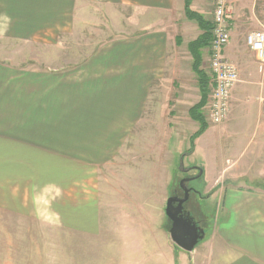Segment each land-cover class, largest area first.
<instances>
[{"label": "crops", "instance_id": "0c3cea01", "mask_svg": "<svg viewBox=\"0 0 264 264\" xmlns=\"http://www.w3.org/2000/svg\"><path fill=\"white\" fill-rule=\"evenodd\" d=\"M2 1L7 5L11 22L19 20L21 27L34 25L48 30L51 25L59 33L106 27L109 31L118 29L119 33L97 51L78 57L81 61L71 72L25 73L23 97L15 103L18 117L11 114L18 118L16 125H23L25 134H9L10 148H24L25 157L33 150L32 155L38 153L46 163H41V169L44 166L45 171L65 174L93 173L101 171L102 166L107 171L119 160L127 168L130 181L148 180L153 182V187L159 184L160 172L168 171L171 177L182 172L179 163L175 166L173 157L168 164V154L160 152L156 134H143L134 128L153 123L150 117H145L148 103L156 99L162 86L168 88L169 83L175 86L177 77L184 76L183 72L177 74L180 66L177 48L184 45L186 53L182 55L195 76L187 45L201 32L195 22L185 17L184 0ZM56 3L54 16L48 18L46 7ZM227 3L230 42L224 56L240 69L243 61L255 58L245 39L264 24V0H227ZM210 4L211 0H193L191 10L206 19V5ZM25 28L22 36H28ZM179 28L182 34L178 32L172 37L170 30ZM195 28L199 33L191 38ZM207 55L208 49L202 51L203 63L209 61ZM56 56L59 58L60 53ZM63 57L64 61L68 58L64 54ZM238 73L239 82L231 92L227 122L216 128L209 126L201 138L210 133L214 137L217 131L227 133L231 123L243 119L244 110L248 109L254 127L250 132L244 129L249 132V138L243 140L250 147L227 148L221 153V164L208 160L194 167L205 176L206 184L204 191L193 197L191 210L203 222L204 231L207 217L203 202L215 206L216 221L209 236L204 235L199 247L179 258V264H264V105L261 102L264 70L259 73L258 68L257 71L253 68L247 74L241 70ZM30 86L39 89L37 98L24 97ZM36 126L38 136L31 137L37 135L30 133ZM242 126L236 129V134ZM225 137L226 134L222 136ZM150 145L156 148L155 162L154 149L146 151ZM183 158L179 157L180 162ZM173 168L177 170L172 171ZM133 172L140 177H133ZM61 182L57 188L79 186L76 178Z\"/></svg>", "mask_w": 264, "mask_h": 264}, {"label": "rangeland", "instance_id": "374dc122", "mask_svg": "<svg viewBox=\"0 0 264 264\" xmlns=\"http://www.w3.org/2000/svg\"><path fill=\"white\" fill-rule=\"evenodd\" d=\"M2 2L0 0V264H179V258L183 259L187 253L170 239L166 200L177 188L184 169L202 162L204 165L208 160H217L221 164V153L227 148L250 147L243 139L249 138L250 128L252 131L254 127L251 110L245 109L244 118L232 122L227 133L217 131L214 137L210 133L197 138L191 150L189 138L198 130V124L191 123L187 111L199 101V92L196 77L190 73L189 64L182 55L186 53L183 45L176 53L180 61L177 74L183 72L184 76L177 77L175 86L170 83L168 88L162 86L156 99L148 103L145 117H150L153 123L134 128L143 134H156L160 152L168 154V164L173 157L175 166L181 165L179 175L171 177L168 171L160 172L159 184L153 187V182L148 180L130 181L127 168L121 166L119 160L107 171L103 166L101 171L93 173L45 171L44 166L41 169V163H46L38 153L32 155V150L25 157L24 148L14 149L9 145V134H25L23 125H16L18 118L14 117H18L15 103L23 97L25 73L71 72L81 61L78 57L97 51L119 35L118 29H70L67 33H59L51 25L48 30L34 25L25 28L19 25V20L11 22L7 5ZM213 4L214 0H211V4L206 5L209 23ZM46 8L50 18L58 3ZM24 28L28 36H22ZM170 31L172 37L178 32L182 34L180 28ZM197 33L198 29H193L191 38ZM57 52L60 57L66 55L67 60L58 58ZM208 67V62L203 63V70L209 75ZM253 68L257 71V62L255 58H248L237 70L247 74ZM26 90L24 97L34 95L37 98L38 88L36 91L30 86ZM21 113L22 109L19 116ZM241 125L244 126L236 134ZM30 133L37 134L31 137L38 136L39 127L31 129ZM224 134L227 137L223 139ZM151 149H154L155 162L154 145L146 151ZM180 156H184L181 162ZM174 169L177 170L173 168L172 171ZM138 174L133 172L132 176L140 177ZM66 176L76 178L79 186L57 188L62 180L69 179ZM144 177L147 178L145 169ZM189 184L197 193L203 192L206 178L203 175ZM203 207L207 217L204 233L209 236L215 225L216 208L204 202ZM200 244L202 241L196 248Z\"/></svg>", "mask_w": 264, "mask_h": 264}, {"label": "built area", "instance_id": "2783aa9c", "mask_svg": "<svg viewBox=\"0 0 264 264\" xmlns=\"http://www.w3.org/2000/svg\"><path fill=\"white\" fill-rule=\"evenodd\" d=\"M229 6L227 0H214L212 12L211 41L208 47V68L211 78L208 102L204 118L208 124L218 126L227 121L230 113L231 92L239 82V73L224 52L230 42L227 22ZM245 44L253 53L259 73L264 70V24L246 36ZM264 105V97L261 99Z\"/></svg>", "mask_w": 264, "mask_h": 264}, {"label": "trees", "instance_id": "16d2710c", "mask_svg": "<svg viewBox=\"0 0 264 264\" xmlns=\"http://www.w3.org/2000/svg\"><path fill=\"white\" fill-rule=\"evenodd\" d=\"M192 1L184 0V15L189 21L197 24L201 34L187 45L188 52L192 58V71L197 78L199 91V101L188 110L189 118L198 124V130L189 138L191 150L194 148V141L201 137L209 127L205 121L203 111L208 102L211 78L203 70L202 51L208 49L212 30L211 23L200 14L191 10Z\"/></svg>", "mask_w": 264, "mask_h": 264}, {"label": "water", "instance_id": "95a60500", "mask_svg": "<svg viewBox=\"0 0 264 264\" xmlns=\"http://www.w3.org/2000/svg\"><path fill=\"white\" fill-rule=\"evenodd\" d=\"M202 172L199 171L196 179L201 176ZM189 181V180H184ZM183 182H181V186ZM185 196L183 199L169 198L166 201L165 215L171 221L169 229V236L172 242L179 249L186 253H191L194 248L204 238V229L198 227L193 218L189 213L182 212V204L185 203L189 198V190L183 189ZM177 203L175 208L173 205Z\"/></svg>", "mask_w": 264, "mask_h": 264}, {"label": "flooded vegetation", "instance_id": "af4514ba", "mask_svg": "<svg viewBox=\"0 0 264 264\" xmlns=\"http://www.w3.org/2000/svg\"><path fill=\"white\" fill-rule=\"evenodd\" d=\"M197 173L199 174V171L195 170L194 167H192V168L188 167L187 169H184L183 175L177 184V188L175 190H173L172 194H170L167 199H169L171 197L177 198V199H183L185 196L183 189H185V188L188 189L189 190V198L185 203L182 204V212L183 213H185V212L189 213L190 216L195 221V223L197 224V226L203 228V222L196 219L194 213L191 210L193 203H194L193 197L198 193L196 192L195 188L190 187L189 183L192 180L196 179ZM184 180H189V181H184ZM181 182H183L182 186H181ZM177 205H178L177 203H174L173 206L176 208ZM169 222H170V226H171V221L169 220Z\"/></svg>", "mask_w": 264, "mask_h": 264}]
</instances>
